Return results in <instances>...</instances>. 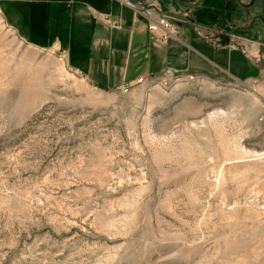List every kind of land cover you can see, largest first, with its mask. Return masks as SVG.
Listing matches in <instances>:
<instances>
[{
  "label": "rangeland",
  "instance_id": "rangeland-1",
  "mask_svg": "<svg viewBox=\"0 0 264 264\" xmlns=\"http://www.w3.org/2000/svg\"><path fill=\"white\" fill-rule=\"evenodd\" d=\"M260 54L92 80L0 10V264H264Z\"/></svg>",
  "mask_w": 264,
  "mask_h": 264
},
{
  "label": "crops",
  "instance_id": "crops-1",
  "mask_svg": "<svg viewBox=\"0 0 264 264\" xmlns=\"http://www.w3.org/2000/svg\"><path fill=\"white\" fill-rule=\"evenodd\" d=\"M133 1L139 5L127 0H9L13 4L9 17L0 0V10L22 38L63 48L73 63L82 60L79 70L92 80L120 73L124 81L133 82L160 68L185 70L187 65L200 68L205 63L212 70L224 60L232 74L254 76L264 47V0H232L230 12L203 17L209 24L189 20L186 12L177 16L166 0ZM106 15L120 27L110 28ZM161 16L180 25L179 34L166 41L148 28ZM28 32L33 38L25 36ZM200 60L204 63L198 64Z\"/></svg>",
  "mask_w": 264,
  "mask_h": 264
},
{
  "label": "trees",
  "instance_id": "trees-1",
  "mask_svg": "<svg viewBox=\"0 0 264 264\" xmlns=\"http://www.w3.org/2000/svg\"><path fill=\"white\" fill-rule=\"evenodd\" d=\"M176 8L183 12H190L189 20L195 23L209 24V19L204 20L203 17L208 18V16L213 19L220 15V11L230 12L229 5L232 4V0H221L220 2H214V0H174ZM228 9V10H227Z\"/></svg>",
  "mask_w": 264,
  "mask_h": 264
},
{
  "label": "built area",
  "instance_id": "built-area-1",
  "mask_svg": "<svg viewBox=\"0 0 264 264\" xmlns=\"http://www.w3.org/2000/svg\"><path fill=\"white\" fill-rule=\"evenodd\" d=\"M104 19L113 27L118 25L117 22L112 20L109 15H106ZM148 28L151 32L162 31L160 36L164 40H168L169 37L175 36L179 32L178 24L171 23L164 16L159 17L155 21H150Z\"/></svg>",
  "mask_w": 264,
  "mask_h": 264
},
{
  "label": "water",
  "instance_id": "water-1",
  "mask_svg": "<svg viewBox=\"0 0 264 264\" xmlns=\"http://www.w3.org/2000/svg\"><path fill=\"white\" fill-rule=\"evenodd\" d=\"M155 0H149L148 3H152L154 2ZM128 2L132 5H139L138 3L134 2L133 0H128Z\"/></svg>",
  "mask_w": 264,
  "mask_h": 264
}]
</instances>
